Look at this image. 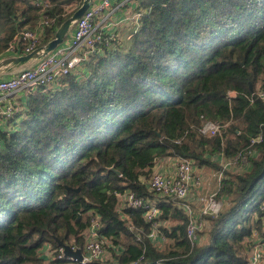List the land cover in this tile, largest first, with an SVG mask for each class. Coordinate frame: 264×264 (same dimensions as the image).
<instances>
[{"label": "trees", "instance_id": "1", "mask_svg": "<svg viewBox=\"0 0 264 264\" xmlns=\"http://www.w3.org/2000/svg\"><path fill=\"white\" fill-rule=\"evenodd\" d=\"M48 1L54 27L39 47L83 0ZM133 1L140 18L128 37L105 40L75 73L21 95L13 117L0 119V264H44L45 248L59 249L54 239L83 250L91 215L105 249L91 264H248L254 234L264 239V0ZM39 18L30 0H0V61ZM200 117L221 133L202 136ZM251 148L247 165L219 182L221 211L193 215L191 241L180 202L147 185L156 163L186 159L217 172L221 158ZM125 192L158 216L121 211Z\"/></svg>", "mask_w": 264, "mask_h": 264}, {"label": "built area", "instance_id": "2", "mask_svg": "<svg viewBox=\"0 0 264 264\" xmlns=\"http://www.w3.org/2000/svg\"><path fill=\"white\" fill-rule=\"evenodd\" d=\"M118 2L124 7L129 0H95L84 15L76 22L72 31L65 41L53 52L48 54L42 60L36 62L33 67L23 69L10 79L0 80V119L8 120L13 117L18 107V100L21 95L30 94L41 88L49 89L56 86L59 81L68 75L75 73L76 69L94 52V50L103 44L107 39L112 40L113 35H107L105 31L99 28L98 21L108 12L113 2ZM31 5L39 10V21L32 29H23L10 43L8 49L2 55L3 57L24 56L39 47L45 38V30L54 27V21L44 16V13L50 8L48 0H30ZM136 18V19H135ZM140 14H136L134 19L138 22ZM138 24V23H137ZM105 36H108L105 38ZM229 97H235L234 92H230ZM256 96L264 102V92L257 91ZM202 123L199 132L204 137H215L221 133V125L217 122L206 120L200 117ZM261 142L258 136L251 140V146ZM256 154L254 150L247 149L239 151L233 158L220 160V170L218 171L217 182L219 185L223 174L226 171H240L247 163L248 158ZM146 182V181H145ZM149 189L160 197L175 198L180 202V208L190 217L187 227V236L191 241H195L196 232L200 225L193 220V210L187 202V197L193 186V162L186 159H178L176 162V172L173 176H165L154 173L147 180ZM198 198L201 205L200 216L217 215L222 209V202L216 199V192ZM120 206L119 209L142 210L144 218L151 221L158 216V210L154 203L145 201L137 197L132 192H125L117 195ZM264 211V204L261 208ZM99 218L97 215H91L90 225L86 231V243L81 250L82 260L77 262L72 258H66L63 249L59 247L57 251L47 249V260L67 259L77 264H91L94 261H102L105 258V249L98 240ZM158 232L154 229L149 238L157 240ZM258 237L254 234L253 238ZM162 240V238H160ZM252 246L248 264L264 263V239L255 240ZM72 251L77 250L71 247ZM80 250V249H79Z\"/></svg>", "mask_w": 264, "mask_h": 264}, {"label": "crops", "instance_id": "3", "mask_svg": "<svg viewBox=\"0 0 264 264\" xmlns=\"http://www.w3.org/2000/svg\"><path fill=\"white\" fill-rule=\"evenodd\" d=\"M135 5L136 4L133 0H129L124 7H121L120 4H118V2L116 1L113 2L111 9L102 16V19L98 21V24L100 25L99 28L102 29V31L104 30L105 33H107V35H113L114 38L112 39V41L120 42L121 40L124 39V37H128L138 23L135 21L136 18L134 19V16H136L137 14L134 10ZM34 64L36 63L30 64L29 67H33ZM17 73H15L14 75H8V73L3 74L5 76L1 75L2 77L0 76V80L10 79L13 76H15ZM177 160L178 159L176 158H167L158 161L154 167V172L165 176H173L176 172ZM212 175L215 174L213 173ZM212 175H202L201 177L202 178L204 177L206 181L209 182L211 179L210 176L212 177ZM194 188L195 187H192L193 190L191 189V191L189 192L188 194L189 196L187 197V202L191 206V209L193 210V214L196 219L199 218L200 210H201V205L198 202V198H199L198 196L200 191H202L203 189L202 188L194 189ZM258 239L260 238L258 237L253 238L254 241ZM47 249L48 247L45 248V256L48 253ZM45 261L46 262H44V264H49V261L47 259Z\"/></svg>", "mask_w": 264, "mask_h": 264}, {"label": "water", "instance_id": "4", "mask_svg": "<svg viewBox=\"0 0 264 264\" xmlns=\"http://www.w3.org/2000/svg\"><path fill=\"white\" fill-rule=\"evenodd\" d=\"M94 1L95 0H83L80 7H78L73 12L69 19H67L63 24L60 25V27L55 32L54 38L46 45L35 49L27 55L9 57L5 58L4 60H1L0 75L11 73L15 69L26 67L32 63H36L45 58L51 52H53L58 46H60L65 41L76 22L84 15V13L90 8ZM243 64V62L239 63L240 66H243ZM249 89L251 90V86H249ZM110 170L116 172L113 168H111ZM116 173L117 175H119L118 172ZM76 192H79V190H76ZM54 240L57 245L63 249V254L66 258H72L77 262H80L82 260L81 250L77 249L75 251H72L70 246L63 244L57 239Z\"/></svg>", "mask_w": 264, "mask_h": 264}, {"label": "rangeland", "instance_id": "5", "mask_svg": "<svg viewBox=\"0 0 264 264\" xmlns=\"http://www.w3.org/2000/svg\"><path fill=\"white\" fill-rule=\"evenodd\" d=\"M113 38H114V36H113ZM23 69H24V67H21L19 69H15L11 73H8V75H14L17 72L22 71ZM3 76H5V75H3ZM16 112H17V110H16ZM213 173L215 175H212ZM202 175H212V177L210 176L211 179L209 182H207L204 177L203 178L201 177ZM217 176H218V171L216 174V172L212 169H208V168H202V169L197 168L196 169L193 166V186L192 187H195L194 189H199V188L203 189L202 191H200L198 197H203L205 195L208 196V195H210L216 191L217 185H218ZM192 187H191V189H192ZM196 207H197V205H196Z\"/></svg>", "mask_w": 264, "mask_h": 264}]
</instances>
